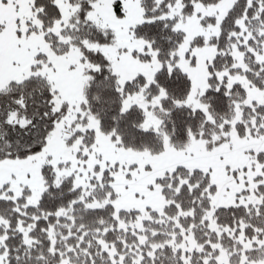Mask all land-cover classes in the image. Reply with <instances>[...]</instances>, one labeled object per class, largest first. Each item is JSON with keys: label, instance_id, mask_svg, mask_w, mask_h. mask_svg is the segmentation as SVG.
<instances>
[{"label": "snow or ice", "instance_id": "obj_1", "mask_svg": "<svg viewBox=\"0 0 264 264\" xmlns=\"http://www.w3.org/2000/svg\"><path fill=\"white\" fill-rule=\"evenodd\" d=\"M0 264H264V0H0Z\"/></svg>", "mask_w": 264, "mask_h": 264}]
</instances>
